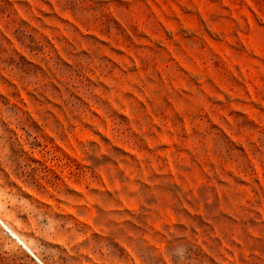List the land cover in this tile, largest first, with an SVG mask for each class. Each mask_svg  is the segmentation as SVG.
<instances>
[{"label": "rangeland", "instance_id": "rangeland-1", "mask_svg": "<svg viewBox=\"0 0 264 264\" xmlns=\"http://www.w3.org/2000/svg\"><path fill=\"white\" fill-rule=\"evenodd\" d=\"M0 264H264V0H0Z\"/></svg>", "mask_w": 264, "mask_h": 264}]
</instances>
